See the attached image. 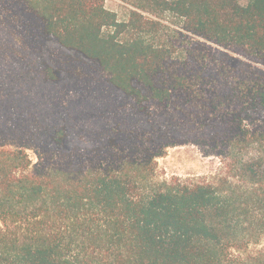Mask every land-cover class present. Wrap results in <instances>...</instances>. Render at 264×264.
Masks as SVG:
<instances>
[{
	"label": "trees",
	"instance_id": "trees-1",
	"mask_svg": "<svg viewBox=\"0 0 264 264\" xmlns=\"http://www.w3.org/2000/svg\"><path fill=\"white\" fill-rule=\"evenodd\" d=\"M121 1L0 0V264H264V0Z\"/></svg>",
	"mask_w": 264,
	"mask_h": 264
},
{
	"label": "rangeland",
	"instance_id": "rangeland-1",
	"mask_svg": "<svg viewBox=\"0 0 264 264\" xmlns=\"http://www.w3.org/2000/svg\"><path fill=\"white\" fill-rule=\"evenodd\" d=\"M107 8L124 13L127 6L121 0H105ZM36 161L35 154L29 151ZM221 159L207 153L195 144H184L168 148L166 153L157 159L156 176L158 179L178 177H210L219 172Z\"/></svg>",
	"mask_w": 264,
	"mask_h": 264
}]
</instances>
